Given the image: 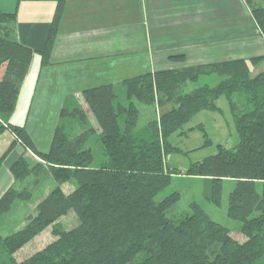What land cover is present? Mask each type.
Returning a JSON list of instances; mask_svg holds the SVG:
<instances>
[{"label": "trees", "instance_id": "16d2710c", "mask_svg": "<svg viewBox=\"0 0 264 264\" xmlns=\"http://www.w3.org/2000/svg\"><path fill=\"white\" fill-rule=\"evenodd\" d=\"M57 1L46 46L40 51L42 65L50 63L67 0ZM251 5L264 35V4ZM34 53L16 37V13L0 8V136L6 130L13 136L0 165L20 148L11 166L16 184L0 196V264H264V70L254 73L252 66L262 57L157 69L119 84L85 88L66 100L50 149L43 152L25 125L11 121ZM211 74L223 78L185 90L188 82ZM121 84L128 104L119 99ZM223 95L234 116L238 143L219 144L216 153L192 162L185 171L170 166L172 152L190 151L173 145L170 137L186 133L184 126L201 111H222L218 99ZM140 105H154L156 111L143 126ZM88 110L98 133L88 126L74 134L69 126L73 121L86 125ZM30 153L48 165L56 185L22 228L4 235L5 217L33 198L29 186L20 189L17 183L27 185L26 180L44 166ZM175 174L204 177L210 184L205 196L216 205L222 202L224 180H234L227 214L240 222L244 241L197 201L180 217L170 216L181 193L174 191L161 200L156 195ZM71 182L75 187L65 191L63 184ZM69 216L76 223L66 227L63 220ZM49 227L55 239L18 260L17 252Z\"/></svg>", "mask_w": 264, "mask_h": 264}, {"label": "crops", "instance_id": "0c3cea01", "mask_svg": "<svg viewBox=\"0 0 264 264\" xmlns=\"http://www.w3.org/2000/svg\"><path fill=\"white\" fill-rule=\"evenodd\" d=\"M57 3L0 0L2 11L16 13L17 39L35 50L11 117L30 134L55 131L66 100L83 89L136 76L125 69L262 57L252 66L264 70V35L251 5L264 0H67L50 63L42 65L40 51ZM178 55L186 59H175ZM116 66L125 68L118 77L112 72ZM12 140L11 134L6 149L0 147V158ZM19 156L17 147L0 165V196L14 183L11 166Z\"/></svg>", "mask_w": 264, "mask_h": 264}, {"label": "rangeland", "instance_id": "374dc122", "mask_svg": "<svg viewBox=\"0 0 264 264\" xmlns=\"http://www.w3.org/2000/svg\"><path fill=\"white\" fill-rule=\"evenodd\" d=\"M263 65L264 64L260 66V69H264ZM149 66L150 64L148 63V70H143L146 69L145 67L147 66H138L136 72H132V70H127L125 68H120L121 66H116V69H114L112 72L117 71L116 74H113L118 77L120 76V74H118L120 68V70L122 71L124 69L126 71H131V74L129 75H139L151 71V69H149ZM154 69L155 66L152 67V70ZM253 72L257 73L258 70L253 69ZM222 78L223 77L218 74L202 76L196 82H188L185 90L190 91L193 88L205 83L215 84ZM119 79L120 80L118 81L120 83L123 78ZM117 89L120 95V101L124 104H128L129 100L127 99L125 86L121 84L117 87ZM218 105L222 108V111H201L184 126V130L186 131V133H175L170 137L173 145L179 146L184 151L190 150L189 152H172L168 156V162L170 166L178 167L179 169L185 171L192 162L198 161L208 155L216 153L218 151L219 144H223L227 147H232L236 143H238L239 134L235 125L234 116L229 106L228 99L225 95L221 96L218 99ZM140 108L142 112L140 116L139 126L145 125L150 119L156 117L154 105H140ZM88 113L90 114V116H88L89 122L84 126L79 125V123H77L76 121L69 120L68 125H70L73 121L72 125H70L69 127L72 128L71 131H73L74 134L83 132L88 128V126L93 127L98 133L97 123L91 116L89 110ZM39 122L43 123L42 118L39 119ZM198 125H202L203 129L199 128ZM192 127L194 128L190 129ZM35 129L36 127H34V130ZM52 131L53 132L47 133L46 135L34 133L32 130V133L30 135L40 151L45 152L50 149L54 129ZM205 132H207V135L205 134ZM97 133L93 135L94 139L98 137ZM10 135L11 133L6 130L0 136V147H2V149L6 147V139H8ZM207 139L210 140L206 142ZM94 144L96 145V143ZM30 156L34 161L42 162L44 166L37 175H33L29 177L28 180H26L28 182L27 185L23 182L17 183V186L20 189L24 186H29L33 191V198L26 203L18 204L15 207L14 211L9 216L5 217V225L3 229L4 235H8L12 231L22 228L28 222L29 216L36 213L37 203L56 185V182L50 175L48 165L44 163L37 155L30 153ZM13 184L16 183L14 182ZM209 186V182L206 181L204 177L189 176L186 174H175L173 176L172 182L158 195H156V200H161L166 195L174 191H179L182 196L178 203L170 210V216L180 217L190 210L189 205L192 201H197L215 220L229 227L232 230V235H234L236 239L244 241L245 235L239 230L240 222L230 218L227 214L228 198L230 192L235 186V181L232 179L224 180L221 205H216L215 203L209 201L205 196V193L206 191H208ZM74 187L75 182L63 184V188L67 192L71 191ZM63 223L66 227H70L76 223L75 217L69 216L68 218H65V220H63ZM54 239L55 237L51 233V228H47L17 252V259L21 260L26 256H29Z\"/></svg>", "mask_w": 264, "mask_h": 264}]
</instances>
